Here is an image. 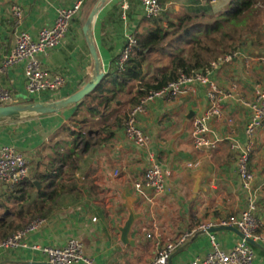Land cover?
I'll return each instance as SVG.
<instances>
[{
	"label": "crops",
	"instance_id": "0c3cea01",
	"mask_svg": "<svg viewBox=\"0 0 264 264\" xmlns=\"http://www.w3.org/2000/svg\"><path fill=\"white\" fill-rule=\"evenodd\" d=\"M76 1L0 0V64L16 46L20 33L36 39L41 30L54 25L59 9L72 7ZM202 1L198 7L193 5L196 11L206 4ZM91 3L88 0L62 44L40 57L52 74L65 77L61 98L80 91L94 75V61L82 22ZM15 4L24 11L20 24L11 12ZM171 5L174 3L164 5L165 10L174 13L166 15L165 22L154 23L157 18L147 20L138 0L108 1L94 26L96 46L108 75L106 87L114 86L108 82L117 73V58L124 49L126 32L135 30L142 36L150 29L177 22L186 13V2L178 9ZM228 5L219 13H209L220 14ZM124 12L126 20L122 18ZM211 79L226 93L225 111L221 120L209 124V137L217 148L205 154L196 151L192 138L193 120L209 108L208 90L200 85H195L196 94L149 104L147 113L139 118L140 126L150 137L149 145L143 148L128 138L124 129L126 116L134 107L131 99L124 102L115 97L106 102L107 98L99 95L87 99L83 107L0 124V149L10 146L24 152L30 166L24 184L0 188V197L8 200L7 211L0 208V224L21 225L22 230L38 218L45 221L26 238L28 248L5 253L0 264L47 263V258L33 247H64L71 239L83 244L85 254L95 264H150L157 254V235L177 242L187 233L191 234L189 239L176 250L171 264H189L214 251L210 233L199 230L202 225H217L229 215L241 217L251 199L256 204V216L264 220V127L255 136L256 145L248 163L254 174L250 192L242 188L238 153L232 149L234 144L244 147L248 141L245 129L251 110L246 103L254 102L257 86L264 85V44L242 46L229 62L220 61ZM0 83L13 93L15 103L32 100L26 89L24 65L11 67ZM190 109L196 112L192 121L187 119ZM153 163L171 175L167 179V193L150 202L137 194L135 184ZM190 164L197 166L190 168ZM199 174H203L201 191L195 194V177ZM127 188L138 198L136 211L144 215L130 235L134 246L124 245L118 230V225H124L128 219L121 199ZM215 229L212 234L223 252L232 251L242 239L231 230ZM259 233L260 247H254V264H264V227ZM149 234L154 238H149Z\"/></svg>",
	"mask_w": 264,
	"mask_h": 264
},
{
	"label": "built area",
	"instance_id": "2783aa9c",
	"mask_svg": "<svg viewBox=\"0 0 264 264\" xmlns=\"http://www.w3.org/2000/svg\"><path fill=\"white\" fill-rule=\"evenodd\" d=\"M144 10L147 20H154L161 16L164 11L161 0H138ZM88 0H77L69 8L59 9L54 25L40 31L38 37L33 39L27 33H20L16 46L6 56L0 64V80L2 76L16 65H24L26 79V89L32 100L36 102H47L60 99L61 91L66 84L65 77L60 74H52L40 61L41 56H47L50 51L59 47L69 34L72 24L82 13ZM127 4L124 6L126 11ZM12 15L17 24L24 18V11L20 5L11 7ZM124 20L127 15H122ZM124 49L117 58V73L124 75L127 72L128 64L135 57L139 48V35L137 31H127L124 38ZM231 56H226L221 61L229 62ZM219 63H213L210 69L205 72L195 73L188 77L182 75L179 80L171 83L167 87L150 92L141 99L140 103L132 108L124 121V129L128 138L137 146L146 147L150 143V137L140 126L139 118L147 113L150 103L156 100L173 101L186 95L196 94L195 85H200L208 90V110L197 117L192 122V138L196 151L205 154L209 150L217 148V143L209 137V124L213 120H221L224 116L226 93L221 90L211 79L213 71L218 68ZM59 96V97H58ZM15 103L13 93L1 86L0 83V106H7ZM251 110V118L246 126L245 133L248 139L247 144L241 147L237 144L232 149L238 153V174L241 179L242 188L251 191L254 174L250 170L248 163L250 154L255 148V136L264 127V85L259 84L256 88V99L252 103H246ZM82 146V145H80ZM197 165L190 164V168ZM30 166L26 154L13 147L7 146L0 149V188L3 186L16 187L24 184L29 178ZM119 172H116L118 176ZM171 173L164 170L159 164L153 163L145 171L141 181L135 184L137 194L150 202H154L155 197L163 196L167 193V179ZM146 192H152L149 196ZM45 221L36 219L24 229L14 235L0 239V257L9 251H16L21 248H28L26 238L37 232ZM217 227L236 228L243 235L234 249L230 252H223L219 249L215 236L210 233L211 244L214 251L207 257L197 259L189 264H254L256 257L255 248L249 244L247 239H252L256 243L261 240L259 231L264 227V220L256 216V204L251 199L246 211L241 217L229 215L221 219L217 225L210 223L202 225L199 230L208 232ZM191 234H185L179 241L173 242L164 240L157 235L155 237V247L157 254L150 264H170V260L176 250L183 246ZM149 238H154L149 234ZM40 251L51 264H95L94 259L84 252L83 244L77 239H71L64 247H33Z\"/></svg>",
	"mask_w": 264,
	"mask_h": 264
},
{
	"label": "trees",
	"instance_id": "16d2710c",
	"mask_svg": "<svg viewBox=\"0 0 264 264\" xmlns=\"http://www.w3.org/2000/svg\"><path fill=\"white\" fill-rule=\"evenodd\" d=\"M204 1L210 4L214 0ZM194 2V5L203 3L202 0ZM203 11L185 13L177 22H168L166 27L158 26L139 36L137 57L131 59L124 75L115 73L113 79L140 83L136 95L131 99L134 107L150 92L167 87L182 75L191 77L195 73L205 72L224 57L235 56L248 43L254 46L264 44V0H231L227 9L220 14ZM153 54L161 55L156 59V64L147 62V57ZM122 88L123 85L118 84L117 90ZM117 90L106 87L105 80L89 98L105 96L108 102L115 98ZM21 227L1 223L0 239L14 235Z\"/></svg>",
	"mask_w": 264,
	"mask_h": 264
},
{
	"label": "water",
	"instance_id": "95a60500",
	"mask_svg": "<svg viewBox=\"0 0 264 264\" xmlns=\"http://www.w3.org/2000/svg\"><path fill=\"white\" fill-rule=\"evenodd\" d=\"M108 1L109 0H98L83 26V34L88 45L89 51L91 53L92 59L94 61V75L92 77V80L88 84H86L80 91L58 100L47 102H30L23 104L14 103L7 106H0V124L58 114L72 107H78L83 102H85L104 83L108 75L104 71L99 51L96 46L94 38V26L96 24V20L100 12L108 3ZM195 117L196 112L193 111V109H190L187 115V119L192 121ZM202 177L203 174H199L195 177V194H198L201 191ZM36 184L39 185V183ZM121 199L123 201V206L128 211L127 221L124 223V225H118V230L121 234V241L126 246H134L135 243L130 238V235L136 222L139 219L143 218L144 215L136 211L135 206L138 203V198L131 193L130 188L125 189V191L121 195ZM224 229L231 230L237 233L242 239H244V235L238 229L231 227H227ZM216 231L217 229H212L207 233H214ZM247 241L253 247H260V245L252 239H247ZM180 252L181 251L179 250L177 254H179ZM172 259L173 256L170 260V264L172 263ZM44 264L51 263L47 262Z\"/></svg>",
	"mask_w": 264,
	"mask_h": 264
},
{
	"label": "rangeland",
	"instance_id": "374dc122",
	"mask_svg": "<svg viewBox=\"0 0 264 264\" xmlns=\"http://www.w3.org/2000/svg\"><path fill=\"white\" fill-rule=\"evenodd\" d=\"M97 1L98 0H91V2H92L91 6L90 5L88 6L87 10L85 11V15L82 16V22L84 24H85V22L87 20V18L85 19L86 13L87 12L89 13V11L91 10L93 4L94 3L96 4ZM194 1L195 0H161V3H162V6H164L167 3L172 2V3H174V5H171L170 7L172 9H175V7H176V9H178L177 7H179L183 2H186V13H190V12L201 13L204 9L205 10L203 12H210V11L213 12V11H215V12L219 13V12H221L224 9V6L228 5L231 2V0H214L212 4L211 3L210 4H208V3L204 4L203 7L201 8V11H199V10L196 11L194 6H193L194 3H195ZM195 6L198 7V5H196V4H195ZM163 9L165 10V6L163 7ZM167 11H170V12H167ZM170 13L173 14L174 11H172L171 9L163 11L161 16L159 18H157L156 21L154 20L153 22L155 23L157 21H163L164 19L166 20V15H170ZM163 22H165V21H163ZM153 55H156V56H153ZM153 55H151V56H153L152 58H151V56H148V61L147 62H151L153 64H156V62H155L156 59H158L161 55L160 54H153ZM144 70H145L144 71V73H145L146 72V68ZM108 83H112L114 85L113 87H118V84H116V81H114V80H110ZM119 84L123 85V88H122V90H120V91H118L116 93L115 100L116 101L117 100H121V101H124V102H129L130 99H132L136 95L137 90L139 89V86H140V83H138L136 80L125 81L123 79H120L119 80ZM83 106H84V104L82 106H80V107H83ZM128 114H127V116H128ZM2 198L3 197H0V208L4 207L5 211H7L6 206H7V201L8 200L6 198H4V199H2Z\"/></svg>",
	"mask_w": 264,
	"mask_h": 264
}]
</instances>
